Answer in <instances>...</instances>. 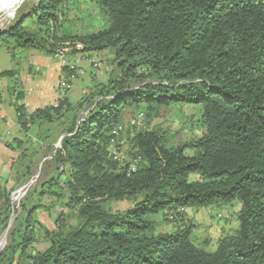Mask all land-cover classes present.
<instances>
[{
    "label": "trees",
    "instance_id": "16d2710c",
    "mask_svg": "<svg viewBox=\"0 0 264 264\" xmlns=\"http://www.w3.org/2000/svg\"><path fill=\"white\" fill-rule=\"evenodd\" d=\"M82 2L96 6L102 27L75 30L68 16ZM0 41L11 53L54 57L70 45L81 61L109 51L113 65L80 99L69 95L77 75L57 102L31 113L19 70L0 72L13 79L7 92L23 134L7 143L18 155L0 181V237L13 222L0 264H264V0H40ZM174 105L196 110L201 135L176 143L152 125ZM40 164L49 174L16 211L12 192ZM46 197L63 206L53 229L37 217L50 210ZM110 201L133 205L116 211ZM234 201L238 228L208 250L186 209ZM160 215L176 228L158 231Z\"/></svg>",
    "mask_w": 264,
    "mask_h": 264
},
{
    "label": "rangeland",
    "instance_id": "374dc122",
    "mask_svg": "<svg viewBox=\"0 0 264 264\" xmlns=\"http://www.w3.org/2000/svg\"><path fill=\"white\" fill-rule=\"evenodd\" d=\"M39 1L40 0H25L13 13L1 11L0 33L5 32L12 24L17 21L18 17L28 13L30 9H34ZM71 9L72 11L69 13L68 19L73 20L75 24H77V28L75 29L76 31L80 30L83 27V24L87 22H89L93 29H98L105 24V18L99 14L96 6L93 3L82 2L79 6H73ZM84 18L86 19L85 22L82 21ZM2 43L3 41H0V72L10 69H20L24 64L22 61V52H25V50L16 49L14 53H11V49L9 47L7 49V47L3 46ZM66 48L68 49L66 52V57L68 60L70 59L69 61L71 62H73L72 60L74 58L77 60V56L81 55L75 54L70 45H66ZM95 59L96 61L100 62L98 67L99 69H95L97 66L94 65L91 59L76 61L78 65L84 70V74H82V77L78 79L73 85L72 91L70 93V97L73 100L80 99L85 90L97 81H106L109 78V74L113 69V65H111V53L109 51L100 52ZM0 82H7L10 84L13 82V79L6 77L0 79ZM60 86L61 79L59 87ZM1 101L3 102L7 111L11 113V116H14L15 114L13 107L9 105L11 97L7 92L4 93L3 97L0 96V102ZM195 113L196 110L190 106L174 105L170 108L163 109L161 111V116L154 119L152 125H158L167 133L172 134L174 137V142H184L201 135V132L196 130L193 126L192 120ZM16 131L17 129L14 130V134ZM186 152L187 154L191 155L193 150L188 149ZM48 174V168L40 164L38 168H36L35 173L30 181L19 186L12 192V198L16 211L20 210L21 201L27 194V191L30 189V187L37 185V183L47 177ZM10 185H12V183H10ZM24 186L27 187L21 190V188ZM17 194L18 196H16ZM20 194L21 196L19 197ZM44 201L47 204V207H50V210L38 211L37 217L41 222L53 229L55 228V219L57 215L63 210V206L61 205L60 200L58 201L51 197H46ZM132 205L133 203L130 201H110L107 204L110 209L116 211L127 210ZM240 207L241 204L237 201H234L221 206L216 205L204 208H188V210H186V222H190V224L193 226V236L198 243H201L206 239L211 240V245L208 247V250L211 251L215 249V241L222 233H226L228 231L232 232L238 228V211ZM155 218L159 223L158 231L171 232L176 228L175 223H171L163 219L161 215L156 216ZM74 222H76V217L74 213H71L68 223L71 225ZM12 225L13 222L11 227ZM10 229H7L2 234L0 240L6 236L7 241ZM35 247L43 249L45 247L44 241L41 240L39 243H36Z\"/></svg>",
    "mask_w": 264,
    "mask_h": 264
},
{
    "label": "crops",
    "instance_id": "0c3cea01",
    "mask_svg": "<svg viewBox=\"0 0 264 264\" xmlns=\"http://www.w3.org/2000/svg\"><path fill=\"white\" fill-rule=\"evenodd\" d=\"M22 53L24 64L18 69V77L24 92L23 103L26 110L31 113L38 108L54 104L61 97L59 83L62 66L54 56L45 55L37 50H25ZM8 85L7 82H0L2 97L7 92ZM2 101L0 102V181L3 182L10 174L12 162L18 155V152L11 150L7 143L16 137H23V135H21L13 104L10 101L9 105L13 107L15 114L11 116ZM15 129L17 131L14 134Z\"/></svg>",
    "mask_w": 264,
    "mask_h": 264
},
{
    "label": "built area",
    "instance_id": "2783aa9c",
    "mask_svg": "<svg viewBox=\"0 0 264 264\" xmlns=\"http://www.w3.org/2000/svg\"><path fill=\"white\" fill-rule=\"evenodd\" d=\"M78 48H81L82 45L78 44L76 45ZM68 51V49L66 47L60 48L58 49V51L55 54V58L59 61V63L61 64V66H66V65H70L71 69H75V73L67 75V73H64L62 78H61V92L62 93H66L73 85L74 80L76 79L77 75H82L84 74V70L81 67H76L75 63H70L66 57V52ZM77 60L80 61L82 60V57L79 55L77 56ZM93 63L95 66H99L100 62L96 61V59H92ZM143 116L142 113H140L138 115V119H140ZM138 119H134L132 120V124H136L138 121ZM119 129L121 130L122 127H119ZM116 143V141L112 140V153L113 154H117L118 152V148L116 147V145H114ZM121 144H124V141L121 142ZM137 165L138 162L136 160L131 161L130 163V170L131 171H136L137 170ZM26 188V186H24L22 189ZM20 190V191H21ZM18 196V194L16 195ZM21 196V194L19 195V197Z\"/></svg>",
    "mask_w": 264,
    "mask_h": 264
},
{
    "label": "bare ground",
    "instance_id": "6f19581e",
    "mask_svg": "<svg viewBox=\"0 0 264 264\" xmlns=\"http://www.w3.org/2000/svg\"><path fill=\"white\" fill-rule=\"evenodd\" d=\"M25 0H0V12L13 13ZM3 13V12H2ZM27 187V186H26ZM6 243V236L0 240V250Z\"/></svg>",
    "mask_w": 264,
    "mask_h": 264
},
{
    "label": "water",
    "instance_id": "95a60500",
    "mask_svg": "<svg viewBox=\"0 0 264 264\" xmlns=\"http://www.w3.org/2000/svg\"><path fill=\"white\" fill-rule=\"evenodd\" d=\"M2 34V32L0 33V35ZM11 223H12V221H11ZM11 223H10V225H11Z\"/></svg>",
    "mask_w": 264,
    "mask_h": 264
}]
</instances>
